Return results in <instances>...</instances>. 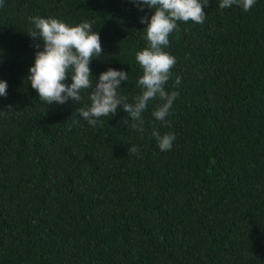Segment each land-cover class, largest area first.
Masks as SVG:
<instances>
[{"label": "trees", "instance_id": "1", "mask_svg": "<svg viewBox=\"0 0 264 264\" xmlns=\"http://www.w3.org/2000/svg\"><path fill=\"white\" fill-rule=\"evenodd\" d=\"M220 0L203 24L178 22L170 126L119 108L92 127L82 100L43 102L27 80L34 16L93 23L103 52L94 79L128 72L120 95L140 93L135 53L147 47L130 0H3L0 7V264H264V0L249 11ZM179 75L181 83L175 86ZM66 83H71L69 77ZM9 106L11 109L9 110ZM153 128L174 133L161 151ZM131 144L140 154L128 153Z\"/></svg>", "mask_w": 264, "mask_h": 264}, {"label": "clouds", "instance_id": "2", "mask_svg": "<svg viewBox=\"0 0 264 264\" xmlns=\"http://www.w3.org/2000/svg\"><path fill=\"white\" fill-rule=\"evenodd\" d=\"M138 9L144 6L154 9L150 18L140 17L144 28L147 47L135 53V59L142 69L137 80L140 93L129 103L128 97L120 95V85L128 80V72L109 68L94 79L90 69L93 58H100L103 52L99 33L93 30V23L84 21L70 25L56 17L34 16L30 18L33 25L28 35L43 43H36L34 63L28 69L27 80L38 93L39 98L48 105L64 104L71 99L82 100L81 93L88 91L90 106L77 110L79 116L92 127H96L103 117L115 116L119 108L128 114L133 121L132 128L144 131V113L151 102L159 101L152 109V116L162 124L170 126L168 116L174 101L180 93L167 91L166 85L171 78L176 58L165 49L169 46V36L178 30V22L192 21L203 24L206 19L204 6L209 0H130ZM256 0H220V9L239 6L244 11L251 10ZM3 7V0H0ZM71 83H66L68 78ZM181 77L175 78V86H179ZM7 82L0 80V96H7ZM11 106H9V110ZM161 151L171 150L176 137L174 133L161 134L153 128ZM128 153L139 155L140 148L131 144Z\"/></svg>", "mask_w": 264, "mask_h": 264}]
</instances>
